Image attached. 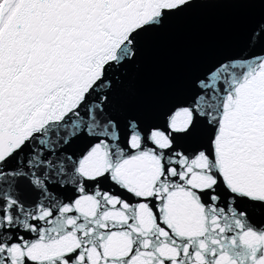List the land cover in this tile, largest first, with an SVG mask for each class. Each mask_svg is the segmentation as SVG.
<instances>
[{
  "label": "snow or ice",
  "instance_id": "snow-or-ice-1",
  "mask_svg": "<svg viewBox=\"0 0 264 264\" xmlns=\"http://www.w3.org/2000/svg\"><path fill=\"white\" fill-rule=\"evenodd\" d=\"M209 6L234 50L161 99ZM0 264H264V0H0Z\"/></svg>",
  "mask_w": 264,
  "mask_h": 264
},
{
  "label": "water",
  "instance_id": "water-1",
  "mask_svg": "<svg viewBox=\"0 0 264 264\" xmlns=\"http://www.w3.org/2000/svg\"><path fill=\"white\" fill-rule=\"evenodd\" d=\"M235 19L236 14L227 6H209L177 26L164 41L152 69L153 92L161 99L166 98L177 90L186 72L202 71L219 57L230 54L234 50Z\"/></svg>",
  "mask_w": 264,
  "mask_h": 264
}]
</instances>
